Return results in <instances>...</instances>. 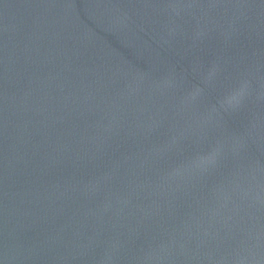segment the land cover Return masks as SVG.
Masks as SVG:
<instances>
[{"label":"water","instance_id":"water-1","mask_svg":"<svg viewBox=\"0 0 264 264\" xmlns=\"http://www.w3.org/2000/svg\"><path fill=\"white\" fill-rule=\"evenodd\" d=\"M0 264H264V0H0Z\"/></svg>","mask_w":264,"mask_h":264}]
</instances>
